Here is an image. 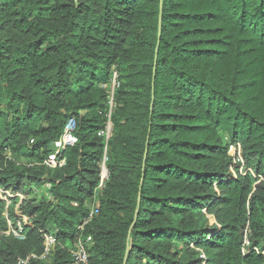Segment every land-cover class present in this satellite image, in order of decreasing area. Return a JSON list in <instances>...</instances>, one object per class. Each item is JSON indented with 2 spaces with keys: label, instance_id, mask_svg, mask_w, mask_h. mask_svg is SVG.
I'll return each mask as SVG.
<instances>
[{
  "label": "trees",
  "instance_id": "trees-1",
  "mask_svg": "<svg viewBox=\"0 0 264 264\" xmlns=\"http://www.w3.org/2000/svg\"><path fill=\"white\" fill-rule=\"evenodd\" d=\"M105 158L88 264H264V0H0V186H52L24 240L0 200V264H72Z\"/></svg>",
  "mask_w": 264,
  "mask_h": 264
},
{
  "label": "built area",
  "instance_id": "built-area-1",
  "mask_svg": "<svg viewBox=\"0 0 264 264\" xmlns=\"http://www.w3.org/2000/svg\"><path fill=\"white\" fill-rule=\"evenodd\" d=\"M113 90L111 95V101H113L114 96ZM75 122L70 120L66 126L65 132L62 138L55 142L54 144V151L57 154H61L58 160H55L53 157L52 160L45 161V166H48L49 169H55L58 166H63L66 163V158L63 157V152L66 150L67 147L73 146L76 143V139L73 135L75 130ZM33 142V141H31ZM107 158L103 160L102 165L105 167V162ZM104 186V177L102 178L101 184L99 188H103ZM51 184L48 181H45L42 186L38 187L37 185L31 184L24 192L22 191H14L13 189H6L0 186V200L3 201L6 205V214L11 205H13L14 201L17 200L15 203V215H16V227H13L12 224L9 222V229L5 233L6 235H13L18 239L24 240V227L30 224V218L23 212V205L24 202L38 198L41 199L43 196L47 199H51ZM98 214V207L96 209L90 210L89 215L83 221L82 225L79 227V236L77 237L74 243V249L71 251L73 256L72 264H88L89 263V253L87 250V243L91 242V238H85L83 236L84 228L89 222L93 219V217ZM7 217V216H6ZM43 233V240H44V252L41 256L31 255L26 259H20L18 264H29L31 259H41V260H49L50 257L54 253V248L57 244V239L54 234L51 233ZM205 256H203L204 258Z\"/></svg>",
  "mask_w": 264,
  "mask_h": 264
},
{
  "label": "rangeland",
  "instance_id": "rangeland-1",
  "mask_svg": "<svg viewBox=\"0 0 264 264\" xmlns=\"http://www.w3.org/2000/svg\"><path fill=\"white\" fill-rule=\"evenodd\" d=\"M118 78H119L118 71L117 70H113V73H112V77H111L110 82L108 84H103L101 86L103 89H105L108 92V99H107V102H106V110H107V116L109 117V119H111V117H112V115H113V113L115 111V108H116L115 97L113 96V101H111V95H110V93L113 90L116 91L119 88V80H118ZM115 91H114V95H115ZM110 128L111 127H110V123H109L107 135H109ZM30 144L32 145L33 142H30ZM235 154H236V151H233L231 149V155H233V158L234 159H233L232 167L230 168V172L233 173L234 175H236V171L233 168H234L235 165L239 164V162H240V160H238V159L235 158ZM21 163L28 164L23 159L21 160ZM43 165H45V164L43 163ZM28 166H37V167H40L41 166V163H39V162L29 163ZM46 167H47V169H49L48 166H46ZM101 167H102L101 181H102V178L104 177V186H103V188H99L98 189V192L99 193L97 192L95 198L93 199V202L90 204V209L91 210L96 209L98 207V199L100 197L99 194L104 189L105 183H106V181L108 180V177H109V172H108V170L106 168V162H105V167L103 165H101ZM239 171L242 174H245L246 173V170L244 168H241ZM38 187H40V186H38ZM202 211L204 212L205 217L208 218L211 223H214L215 222L214 216L208 213L207 208H203ZM5 214H6V212H5ZM8 214H9V210L7 211V215L6 216L8 218V221L11 224H13V219ZM245 252H247V251L245 250ZM263 253H264V249H263Z\"/></svg>",
  "mask_w": 264,
  "mask_h": 264
},
{
  "label": "water",
  "instance_id": "water-1",
  "mask_svg": "<svg viewBox=\"0 0 264 264\" xmlns=\"http://www.w3.org/2000/svg\"><path fill=\"white\" fill-rule=\"evenodd\" d=\"M162 1V0H161ZM161 11H162V4H161ZM161 23H162V20L160 18V26H159V41L161 39V33H162V26H161ZM157 57H158V50L156 52V62H157ZM156 65V64H155ZM136 219H137V215H136ZM125 264H126V261H125Z\"/></svg>",
  "mask_w": 264,
  "mask_h": 264
}]
</instances>
